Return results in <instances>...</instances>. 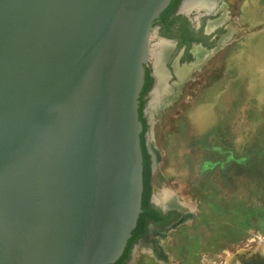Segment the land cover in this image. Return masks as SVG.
<instances>
[{
  "label": "water",
  "instance_id": "water-1",
  "mask_svg": "<svg viewBox=\"0 0 264 264\" xmlns=\"http://www.w3.org/2000/svg\"><path fill=\"white\" fill-rule=\"evenodd\" d=\"M169 2L0 0V264L122 253L141 212L150 30Z\"/></svg>",
  "mask_w": 264,
  "mask_h": 264
},
{
  "label": "rangeland",
  "instance_id": "rangeland-1",
  "mask_svg": "<svg viewBox=\"0 0 264 264\" xmlns=\"http://www.w3.org/2000/svg\"><path fill=\"white\" fill-rule=\"evenodd\" d=\"M224 2V42L232 38L181 89L168 81L162 109L150 114L152 96L143 101L144 143L157 151L156 161L147 151L151 192L164 206L169 191L186 218L131 264H239L264 253V0Z\"/></svg>",
  "mask_w": 264,
  "mask_h": 264
},
{
  "label": "flooded vegetation",
  "instance_id": "flooded-vegetation-1",
  "mask_svg": "<svg viewBox=\"0 0 264 264\" xmlns=\"http://www.w3.org/2000/svg\"><path fill=\"white\" fill-rule=\"evenodd\" d=\"M183 1L170 0L168 5L160 12L159 16L153 20L150 30V36L152 33L155 35L154 39L167 40L172 45L165 63L166 68L171 73L170 82L173 78L177 79L173 68L174 61L178 67L182 66L185 69V67H189L193 62H199L201 65L204 60L203 56L212 53L201 65L202 67L233 36V33H231V38L224 42L228 38V26L232 20V15H230L228 10V4L224 0H219L213 9L201 10V8H193L190 11L182 10ZM224 11H227L229 16L226 20L220 22L218 19ZM213 21H218L219 23L216 22L213 27L208 29L209 23ZM197 50L205 52L201 56L202 58L200 57L201 59L198 57ZM144 67L145 73L143 86L140 91V103L146 100L147 95H151L155 84L151 61H147ZM143 108L144 105L142 104V111ZM145 146L148 151V145ZM152 196L153 194L151 192L149 198L144 203L141 199L140 218L138 216L136 225L132 230L133 232H131L120 256L109 264H131L140 247L157 251L158 244L156 243V236L163 237V232L177 226L186 218L180 207L173 205L163 206L155 202ZM239 264H264V253L243 259Z\"/></svg>",
  "mask_w": 264,
  "mask_h": 264
},
{
  "label": "bare ground",
  "instance_id": "bare-ground-1",
  "mask_svg": "<svg viewBox=\"0 0 264 264\" xmlns=\"http://www.w3.org/2000/svg\"><path fill=\"white\" fill-rule=\"evenodd\" d=\"M218 1L219 0H184L182 3V10L190 11L193 8H196V9L201 8V10L202 9L203 10L204 9H213L214 6L217 5ZM227 18H228V13H227V11H224L222 13V15L219 17L218 21L221 22V21L226 20ZM218 21L210 22L208 25V29L213 27L214 24ZM228 31H229V29H228ZM171 48H172V45L167 40H162V39L160 40L159 39L158 41H155L153 43H149V57L151 56V58H152V60H151L152 61V75L155 78V84H154V87L151 91L152 98L149 100L148 105H147L150 114H152V112H154L156 110L158 111L159 109H162L161 107L164 104L165 97L167 95H169V93H172V91H173L172 85L168 83V81L171 77V73L165 66V63L168 59L169 52H170ZM197 54H198V57L200 58L203 54H205V52H203L201 50H197ZM203 57H204L203 59H205L207 56H203ZM175 60H177V59H175ZM173 64H174V66L173 65L172 66L174 68L175 75H176L177 79L173 80L172 83H173V86H176L178 89H180L181 86L190 77L191 71L200 66L199 62H193V63H191V65H189V67L187 66L184 69V67H182V66L178 67L177 64L175 63V61ZM184 66H186V65H184ZM148 142H149V152L152 155L153 161H156L157 160V151L154 148V146L151 144V142L150 141H148ZM161 192H162L161 195L163 194L162 198L166 204L179 206L175 202V197L173 195H171L169 193V191L163 190ZM153 199H154V201L155 200L159 201L157 198V195L153 196ZM261 246L264 247V240L261 241L260 247ZM230 260H232V259H230ZM224 264H230V261L227 259L224 262Z\"/></svg>",
  "mask_w": 264,
  "mask_h": 264
},
{
  "label": "trees",
  "instance_id": "trees-1",
  "mask_svg": "<svg viewBox=\"0 0 264 264\" xmlns=\"http://www.w3.org/2000/svg\"><path fill=\"white\" fill-rule=\"evenodd\" d=\"M142 103L139 102V108H138V116L139 120L142 123V131L140 133V146L142 151V182H143V190H142V201L143 203L146 202V200L149 198L151 193V185H150V177H151V164H150V158L148 155V152L145 147L143 135L146 130V122L145 119L142 116ZM140 218V215H139ZM133 232V231H132ZM129 246V245H128Z\"/></svg>",
  "mask_w": 264,
  "mask_h": 264
}]
</instances>
